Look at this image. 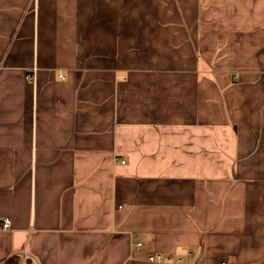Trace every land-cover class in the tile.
Instances as JSON below:
<instances>
[{"label": "crops", "instance_id": "0c3cea01", "mask_svg": "<svg viewBox=\"0 0 264 264\" xmlns=\"http://www.w3.org/2000/svg\"><path fill=\"white\" fill-rule=\"evenodd\" d=\"M26 247L264 264V0H0V263Z\"/></svg>", "mask_w": 264, "mask_h": 264}, {"label": "built area", "instance_id": "2783aa9c", "mask_svg": "<svg viewBox=\"0 0 264 264\" xmlns=\"http://www.w3.org/2000/svg\"><path fill=\"white\" fill-rule=\"evenodd\" d=\"M31 79L33 80V77H31ZM116 162L118 163V160H116ZM122 164H125V162H122ZM9 225V222H6L5 223V227H7ZM143 245L138 243L136 244V248L137 249H140ZM189 256H191V254H188ZM21 260H20V263L19 264H28L29 261L32 259V257L29 256L28 254V249L27 247L23 250L22 254H21ZM173 257H171V259L169 258H166V259H163L161 256H157V257H153V256H150L148 258L149 262L151 263H160V264H170V263H174V259ZM181 262V261H180ZM34 263L37 264V262L34 260ZM0 264H6V262L4 263H0ZM220 264H230V262L228 261H223L221 262Z\"/></svg>", "mask_w": 264, "mask_h": 264}]
</instances>
